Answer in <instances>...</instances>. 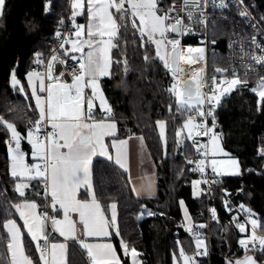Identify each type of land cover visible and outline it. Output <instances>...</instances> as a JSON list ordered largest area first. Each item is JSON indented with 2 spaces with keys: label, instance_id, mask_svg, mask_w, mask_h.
<instances>
[{
  "label": "snow or ice",
  "instance_id": "1",
  "mask_svg": "<svg viewBox=\"0 0 264 264\" xmlns=\"http://www.w3.org/2000/svg\"><path fill=\"white\" fill-rule=\"evenodd\" d=\"M162 2L163 0H73V18L83 15L86 10L88 23L87 25L74 23L75 32L73 35L76 39L64 38L59 46L64 49V56H69L70 52L80 53L79 56L71 55L69 57L74 62L69 72L71 82L61 80L64 73H60L58 76L53 75L55 63H66L53 50V55L47 65L46 78L49 81L47 84H45V74L40 72L27 74L32 98L35 100L34 111H38V118L34 121L33 127L26 129L27 136H23L13 123L0 116V130H6L10 134L9 138L4 140L8 146L10 174L14 180L17 177L20 178V182L16 183L14 190L23 197L25 195L24 189L29 187L26 181H40L42 179L45 195L51 196L53 211L59 214V210L56 209L57 204L59 209L63 210V222L55 216L50 219L54 229L66 239L69 234L75 233L77 227L76 222L69 218V213L79 214V223L82 225V231L86 237H108L110 228L116 222L115 204L111 205L113 209L111 222L106 220L100 212L101 205L97 202L91 179V165L93 156L97 154V148L100 149L101 155L107 156L108 160L113 159L104 143V137L115 136L116 123L113 109L108 104L103 92L99 90V80L101 77L110 75L109 69L112 63L109 55L110 50L118 47V43L114 41L119 36L120 29L126 27L128 22H131L132 28L139 34V46L145 49V62L151 63L154 60H159L163 68L171 75L172 83L166 91L170 97L174 98V101L169 104V112H172L174 103L177 114L187 117L182 128L176 131L177 147L183 144L184 139L191 141L196 153L201 157L197 160L189 159L187 161L188 164L195 163L196 165L190 171L199 172L203 175L206 165H210L216 176L241 174L238 161L231 158L220 147L221 134L215 132L217 127L215 111L222 103V98L226 93L231 94L232 91L237 90L238 85L247 86V73H245L244 79L236 76L235 72L231 79H218L217 76L213 75L211 86L207 84L202 75L203 68L185 73L181 67V62L191 65L198 59H203L204 49L189 47L187 52L181 51L180 40L170 37L168 34L183 36L191 34L193 29L184 23L183 17L172 15L176 10L174 3L165 11L160 6ZM208 2L209 0H183L181 11L186 12L187 19L193 22L198 13L199 22L205 23L201 5L206 6ZM212 2L215 4V0ZM5 3L6 0H0V15L3 14ZM239 3L243 5L244 0H239ZM215 6L225 8L228 5L224 3V0H220V3ZM47 7L46 5V10ZM109 9H115V12H110ZM238 11L241 17H250L246 6L242 10L238 9ZM137 20L139 24L136 23ZM261 20L264 21V17H261ZM121 21L124 23L122 24ZM60 23L63 24L64 21L61 20ZM56 36L61 38V33L58 31ZM253 43L256 44L257 48H260L261 55L253 56L252 59L256 64L264 66V46L257 43L255 37H253ZM65 45H70V49H65ZM149 45L155 46L154 56L148 51ZM191 53H200L201 55L196 57L190 55ZM41 56V53H36L35 62L37 64H43ZM124 63L126 65L127 61L125 60ZM77 64L79 65L78 71L76 70ZM215 71L223 74L227 69L216 68ZM182 75L189 76V79L181 82ZM36 80H39L38 89ZM11 83L13 87L19 83L15 70L11 73ZM221 85L226 86L221 88ZM205 87H208V92L203 91ZM86 89H90V94L86 92ZM20 91H24V89L21 88ZM250 91L259 97L258 105L264 102V77H261ZM42 93H46V96L41 95ZM97 100H99L102 113L99 120L95 118L94 111ZM205 104L209 105L207 110H205ZM207 117L212 118L211 126L206 123ZM157 125L161 129V138L165 139L164 122L157 121ZM48 127L51 128V131L45 132ZM185 130L187 135L182 139L181 134ZM195 137H209L211 149L209 150L207 145L200 143ZM23 139H26L31 146V156L35 161L32 164L25 163V153L21 150ZM126 144V140H113L112 142V148L116 150L115 163L124 168L125 171L127 168L122 161L121 149ZM218 155L229 158L217 160L215 157ZM260 155L264 156V149L260 150ZM209 156L213 158L208 159ZM219 182L214 177L211 179L212 184ZM202 183H209V179L193 181L194 189ZM81 187H85L86 191L89 192L92 197L91 202L76 198L77 191ZM224 192L226 195L228 194L227 190ZM227 204L228 202L225 201L226 207ZM180 205L184 208V201L181 200ZM26 206L33 209L37 207L34 202H29ZM14 207L24 221V229L27 230L32 241L36 242L35 247L39 253L40 264H49L48 246L50 241L43 227V221L49 217L44 213L40 216H33L30 221L21 211V204H16ZM142 208L149 216L156 214L148 211L144 206ZM239 210L247 214L252 235L239 241L245 251L244 258L234 262L229 261L228 264H260L257 259L247 253L258 251L264 255V235L257 234L258 230L264 231V223H258L251 210L243 204L239 206ZM210 211L215 219L216 210L210 209ZM139 218L137 217V219ZM185 219L187 223L184 227L193 237L195 250L189 254L180 241H177L179 254L173 255V264H181V262L182 264H198L196 257L208 254L205 240L200 233L194 231L191 225V217L188 216L186 209ZM233 222L236 223V227L241 233L246 232L245 225L239 223L236 217H233ZM199 227L206 226L201 224ZM3 229L9 238L7 248L12 256L11 264H35L25 254L21 228L17 226V223L9 219L3 224ZM116 235H120L118 228ZM40 240H43L44 243H39ZM79 243L82 248L88 250V255L92 258L93 264H123L111 243L89 244L84 241H79ZM120 248L126 257L131 255V264H140L137 258L141 254L135 247L130 248L128 242L123 238L120 240ZM51 249L52 264H56V250L60 249L63 252L65 245L51 244Z\"/></svg>",
  "mask_w": 264,
  "mask_h": 264
},
{
  "label": "trees",
  "instance_id": "2",
  "mask_svg": "<svg viewBox=\"0 0 264 264\" xmlns=\"http://www.w3.org/2000/svg\"><path fill=\"white\" fill-rule=\"evenodd\" d=\"M173 1L176 0H163L160 6L164 9ZM244 1L248 5L256 2L259 7L255 8L264 11L263 0ZM68 10L66 0H6L0 15V116L13 123L17 130L32 127L38 118L24 77L33 65L36 53H41L44 58L49 52L57 21ZM111 12L115 11L111 9ZM84 19L85 15L79 21ZM219 25L229 24L219 22L215 26ZM225 41L219 39L218 46L223 49ZM114 42L118 47L111 49L110 75L100 78L99 88L113 109L117 138L140 136L144 140L156 165L157 197L136 199L126 174L101 158H96L92 164L93 189L104 211L110 203L116 204L120 238L128 242L130 248H136L143 264H173V255L179 254L177 241L189 254L195 250L193 238L182 227L179 200L185 202L195 224L204 223L206 219L204 194L193 196L195 179L186 164L194 150L187 140L177 147L176 131L182 120L176 119L174 103L169 112V104L174 98L166 89L172 78L159 60L145 62V49L139 46L140 37L131 22L120 29ZM190 42L187 38L182 40L184 45ZM148 51L154 56V45H149ZM219 62L223 63V58ZM209 63L214 64L210 56ZM13 70L19 81L18 89L11 87ZM21 88L24 91H20ZM258 100L235 90L224 95L216 110L221 145L237 159L241 172L234 177H220L219 186L234 190L243 184L240 201L255 214L258 223H264V156L260 155V150L264 149V102L258 105ZM157 121L165 123V139L161 138ZM9 136L6 130H0V264H11L7 248L9 238L3 229V224L13 214L11 204L31 199L39 211L45 208L40 189L23 197L10 192L15 180L8 174V146L4 140ZM84 196L82 192L81 197ZM142 206L156 214L137 219L143 211ZM215 208L216 218L209 225L211 256L209 261L196 257L198 264H228L245 256V251L236 247L239 235L229 224L221 205L218 203ZM259 232L264 234V231ZM25 243L26 254L32 258L31 248ZM247 254L259 262L264 259L258 251ZM121 260L123 264H129L126 257L121 256ZM66 261L67 264H86L74 245L68 246Z\"/></svg>",
  "mask_w": 264,
  "mask_h": 264
},
{
  "label": "built area",
  "instance_id": "3",
  "mask_svg": "<svg viewBox=\"0 0 264 264\" xmlns=\"http://www.w3.org/2000/svg\"><path fill=\"white\" fill-rule=\"evenodd\" d=\"M68 5L71 6L73 0H66ZM174 3L175 5V11L172 13V15H179L184 18V23L191 26L193 31L191 34H186L183 36H175L173 33H169L168 35L170 37H175L180 40L181 43V51L183 49H188L189 47L193 48H203V59H198L195 63L191 64L190 66H187L186 64L181 63V67L184 68L185 73H191L192 71H197L201 68L204 69V72L202 73L204 79L207 81V84L211 86V78L213 75L217 76L218 79H231L233 77V73L235 72L236 76H238L241 79L245 78V73H247V80L248 84L245 87L244 85H238L237 90L242 91L244 93H248L252 96H256L253 92L250 91L251 88L255 87L257 82L260 80L261 77H264V66L258 65L255 63V61L252 59L253 56H259L261 55L260 48L256 47V44L253 43V37L256 38V42L259 43L261 46H264V21L261 20V17H264V11L262 12L261 9H256L255 7L258 5V3L253 2L251 5H248L245 1L244 4L241 5L239 3V0H224V3L228 6L225 8L216 7L215 5H218L220 3V0H215V4H213L212 0H209L208 4L201 5V11L204 13L203 19L205 20V23H200V16L197 13L196 14V20L189 21L187 19L186 12L181 11L183 0H176L171 2L169 5H167L164 10L167 11L168 7L172 6ZM264 6V0L262 2ZM247 7V10L250 13V17H241L239 15L238 9H243L244 7ZM259 7V5H258ZM63 20L64 23L61 24L60 21ZM219 22H227L231 26V33L229 39L225 41L223 49L220 48L217 44V40L213 39V33L212 29L215 27V25ZM73 18L71 19L69 15H67L64 18H61L57 21V28L55 31V40L54 44L50 47L51 51L46 54L44 58H41L43 60V64H37L34 60L33 65L31 66L29 72H40L45 74L47 73V65L48 61L53 55V50L57 51L60 49V44L62 43V40L64 38H70L73 35ZM61 33V38H57L56 33ZM189 39L191 42L188 45H183L182 40L183 39ZM171 46L169 45V48ZM211 54H221L223 55V63L220 62H214L213 65H210L209 63V56ZM201 54L197 53V57H199ZM63 60V59H62ZM64 62H57L54 65L53 68V75L58 76L60 73H64V76L61 77V80L71 82V75L69 74L72 65L71 61L63 60ZM216 68L220 69H227L226 72L223 74L216 73ZM76 70H79V65L77 64ZM170 75V74H169ZM171 76V75H170ZM189 76L182 75L181 79H187ZM46 82L49 81L46 78ZM226 85H221V88L225 87ZM203 91L208 92V87H205ZM224 97V96H223ZM223 99V98H222ZM205 110L209 107V105L205 104ZM218 108V107H217ZM217 110V109H216ZM102 113H99L98 115L95 114V116H98L101 118ZM215 117L217 121V127L215 128V132H217L219 128V122L218 117L216 115L215 111ZM96 118V117H95ZM187 117L182 115H177L176 119L182 120V125ZM206 123L208 126L212 125V118L207 117ZM51 131V128L48 127L45 129V132ZM200 143L205 144L208 146V149H211V144L209 143V137H195ZM192 144V142H191ZM193 147V146H192ZM194 154L193 156L189 157L191 160H197L201 157L198 156L196 153L195 148L193 147ZM210 156L208 157V159ZM186 161V164L190 169L195 168V163L188 164ZM190 173L196 177L197 180H202L204 178L209 179V183H202L203 190L206 195V210L207 215L206 219L203 225L206 227H203L204 233L199 231L198 226H193L194 231L201 234V236L205 239L206 247L208 254L206 256H198L202 260H208L210 256V244L208 241V233H209V225L213 218L212 213L210 209H215V201L218 200L221 203V207L223 209L224 214L228 217L229 221L233 223V226H236V223L233 222V217H236V220L239 223H242L245 225L246 232L239 234L238 238L236 239V247L238 249H241L244 251L242 246L240 245L239 241L241 239H244L247 236L252 235V229L250 223H248L247 214L244 213L242 210H239V206L242 204L240 201L241 196L243 195V184L236 190H227V195L225 194L224 190L226 189H218V183L212 184L211 179L214 177L216 180L219 181V177L216 176L212 170L210 169L209 165H206L205 173L202 175L199 172H193L190 171ZM242 189V191H240ZM225 201L228 202L227 207L225 206ZM230 209V210H229ZM46 213L49 219L44 220L43 222L49 227L48 238L49 241L56 239L58 237L57 233L54 231L52 225H51V215L49 213V207L48 205L45 206V208L39 212V216L41 214ZM190 237L192 235L187 232ZM258 235H264L257 231ZM193 238V237H192ZM41 244L44 243V241H40ZM257 247L259 245L257 244ZM249 248H251V245H249ZM255 252V251H250ZM82 259L86 264H89L88 256L80 252ZM260 264H264V259L260 261Z\"/></svg>",
  "mask_w": 264,
  "mask_h": 264
},
{
  "label": "crops",
  "instance_id": "4",
  "mask_svg": "<svg viewBox=\"0 0 264 264\" xmlns=\"http://www.w3.org/2000/svg\"><path fill=\"white\" fill-rule=\"evenodd\" d=\"M109 10L111 12V9H109ZM113 10L115 11V9H113ZM83 15H85V19H84L83 22L82 21L80 22L79 19H81ZM83 15L77 16L76 19H78V24L87 25L88 19H87L86 10H85ZM74 32H75V28L73 30V33ZM85 35H86V33H85ZM105 38H107V37H105ZM71 39L74 40V39H76V37L74 35H72ZM65 49H70V45H66ZM85 50H87V49H85ZM60 55L62 56V58H66V57H70L71 55L79 56L80 53H71L70 52L69 56H64L63 52H62ZM69 60H71V59L69 58ZM28 73L25 74L24 78H25V83H26V87H27L28 93L30 95V98L32 100V103H33V106H34V109H35V100L32 98V91H31V88L29 87L28 79H27V74ZM104 77H106V76H104ZM101 78H103V77H101ZM35 83H36V86H37V89H38L39 88V80H36ZM45 84H47L46 78H45ZM11 87L14 88V89H18L19 88V84H17L15 87H13L12 83H11ZM99 90H100V88H99ZM86 92H88L90 94V89H86ZM41 95L46 96V93H42ZM94 111H95L96 115L101 113L100 106H99V100L96 101V106H95ZM35 112H36L37 117H38V111H35ZM95 117H96L97 120L100 119L98 116H95ZM27 128H31V127H27ZM27 128H23V129H20L18 131L23 136L26 137L27 136V132H26ZM217 133H218V131H217ZM113 140H116V141L126 140L127 141V144L121 149L122 161L125 164V167L127 168V171H125L124 168H121L119 165H117L115 163L116 150L112 148ZM104 143L107 146V148L109 150V154L112 155L113 159L111 161L108 160L107 156L106 155H101L100 154V149L97 148V154L95 156H93V161L96 158H101V159H104V160L112 163L116 168H118L119 170L123 171L126 174V178H127L128 183H129L132 195L136 199H154V198H156L157 197L156 165L154 163V160H153L150 152L148 151V149L146 147V144H145L144 140L141 139L140 136H128L126 138H117V126H116V134H115V136H105L104 137ZM219 143H220V147H222L220 141H219ZM21 150L25 153V163L32 164V163L35 162L33 160L32 156H31V146L27 143L26 139H23L21 141ZM192 150H193V148H192ZM224 152H226V151L224 150ZM226 153H228V152H226ZM7 156H8V154H7ZM222 156H223V158L228 157V156H224V155H222ZM229 156L233 157L230 154H229ZM8 163L10 164L9 159H8ZM91 168H92V165H91ZM8 174H9V177L11 179H13L11 177L9 167H8ZM234 176H238V175H234ZM234 176L233 175H223V176H219V177H234ZM91 179H92V176H91ZM17 182H20V178L19 177H17L15 179V183L11 185L10 192L13 195L20 196L19 193H17L14 190L15 189V185H16ZM26 182L29 184V187L24 189V193H25L24 196L33 195V193L35 192L36 188L42 190L43 198L45 200V206L48 205L49 213H50L51 217L55 216L58 220L63 222L64 221L63 210L59 209V205L57 204L56 205V209L59 210V214H57L56 211H53V207H52V204H51V196L50 195H45V188H44L43 180L42 179L40 181L32 180V181H26ZM198 187H199V190H196V188L194 189V187H192L193 188V196H199V194L202 193L200 185ZM134 189H135V191H134ZM82 192H84V194H85L84 197H81V193ZM196 193H198V194H196ZM76 198L78 200H81V201L87 200L88 202H91V199H92L91 195L89 194L88 191H86L85 187H81V188L78 189ZM180 201L181 200H179V202H178V206H179L181 220H182V227L185 230L184 225H186V223H187V221L185 219V209L187 210V214H188L189 217H191V214H190L185 202H184V208H182L181 205H180ZM29 202H34V201H32L31 199H26V200L20 201L18 203H12L11 204V211H12L13 214L7 220H9V219L14 220L17 223V226L21 228V237H22L23 243L25 245L26 244L25 242H27L29 244V247L31 248V250H30V253L32 255L31 259L35 262V264H40L39 253L36 251V247H35L36 242L32 241L31 236H29L28 233H27V230L24 229V227H23L24 221L21 218L20 214L16 211V208L14 207V205H16V204H21L22 205L21 211H23L25 216L28 217L29 220L31 221L33 216H39V212L40 211L38 210V206L36 208H34V209L27 207L26 204L29 203ZM112 204H115V203L114 202L110 203L108 205L106 211H104L102 206L100 208V212L103 214L104 218L106 220H108L109 222H111V220H112V213H113V209L111 208ZM115 213H116V218H115L116 222H115V225H113L110 228V230H109L110 231V235L108 237H95V236L86 237L84 235L83 231H82V225L79 223V214L78 213H69V218L76 222L77 227H76L75 233L74 234H69L67 239L65 238V236H61L60 233L54 229V227H53V225L51 223V225H52L54 231L57 233L58 237L56 239L51 240L50 243H49V246H48L49 247V256H48L49 264H52V260H51V252H52L51 244H64L65 245V250L63 252L60 249L56 250V264H67L66 252H67L68 246H70V245L71 246L74 245L75 247H77L80 250V252L85 253L88 256V259H89L88 263L89 264H93L92 258L89 257V255H88V250L86 248H82L80 243H79V241H84V242L89 243V244L111 243L113 245V247L115 248V250L117 252V255L120 257V259H121V256L126 257L124 255L122 249L120 248V240H121L120 235L119 236L116 235V230L118 228L117 206L115 208ZM201 224H204V223H201ZM201 224H195L193 222V220H192V217H191V225H192V227L193 226H198L199 227V225H201ZM43 227H44V231L46 233H48L49 232V227L44 222H43ZM199 231L204 233L203 228L199 227ZM185 232H187V231L185 230ZM239 234H242V233L239 231ZM208 236H209L208 241H209V244H210V233H208ZM40 241H42V240H40ZM40 241H39V243H40ZM116 241L118 243H116ZM194 246H195V243H194ZM9 254H10V260L12 261L11 253L9 252ZM25 254H26V249H25ZM28 257H30V256H28ZM126 258L128 259L129 264H131V255L129 254V256H127ZM137 259L139 260L140 264H143L139 256H138ZM181 264H182V262H181Z\"/></svg>",
  "mask_w": 264,
  "mask_h": 264
},
{
  "label": "rangeland",
  "instance_id": "5",
  "mask_svg": "<svg viewBox=\"0 0 264 264\" xmlns=\"http://www.w3.org/2000/svg\"><path fill=\"white\" fill-rule=\"evenodd\" d=\"M110 11V10H109ZM162 14V13H161ZM71 16H72V4H71ZM80 16V15H79ZM77 17V16H76ZM76 17L75 18H73V16H72V18H73V24L75 23V24H78V19H76ZM136 23L137 24H139V21L137 20L136 21ZM231 26L230 25H219V27H214L213 29H212V33H213V39L214 40H219V39H225V40H227V39H229V37H230V33H231ZM105 39H107V38H105ZM155 47V46H154ZM109 55H110V57H111V50H110V53H109ZM220 55L219 54H211L210 55V60H212L213 59V62H219L222 58H223V55H221V58L219 57ZM214 57V58H213ZM212 58V59H211ZM211 62V61H210ZM184 69V68H183ZM185 70V69H184ZM161 122H164V121H161ZM182 126L183 125H181L179 128H182ZM159 128V127H158ZM159 131H160V133H161V129L159 128ZM163 131H164V133H165V123H164V129H163ZM186 135H187V132H186V130L184 131V132H182V134H181V137H182V139L184 138V137H186ZM184 140H186V139H184ZM188 141V140H187ZM189 143H191V141H188ZM213 158V157H212ZM211 158V156H210V158L209 159H212ZM229 157H225V158H223V156L222 155H218V156H216L215 157V159H217V160H227ZM231 158H234V157H231ZM234 159H236V158H234ZM210 166V165H209ZM210 169H211V166H210ZM234 176V175H233ZM196 190H199V187H197L196 188ZM254 214V213H253ZM145 216H147V214L144 212V211H142V213H141V215H140V218H143V217H145ZM254 218H256V216H255V214H254ZM257 219V218H256ZM229 224L236 230V233H238V235H239V229L236 227V226H233V223L232 222H230L229 221Z\"/></svg>",
  "mask_w": 264,
  "mask_h": 264
},
{
  "label": "bare ground",
  "instance_id": "6",
  "mask_svg": "<svg viewBox=\"0 0 264 264\" xmlns=\"http://www.w3.org/2000/svg\"><path fill=\"white\" fill-rule=\"evenodd\" d=\"M73 3V2H72ZM68 7H69V10H68V13L64 16V17H66L67 15H69L70 16V18L72 19V16H71V6L70 5H68ZM64 17H62V18H64ZM61 19V18H60ZM59 20V19H58ZM54 36H55V33H54V35H53V39L55 40V38H54ZM72 37V36H71ZM71 37H70V39H71ZM54 44V43H53ZM52 44V45H53ZM51 45V46H52ZM184 45V44H183ZM66 46V45H65ZM50 51H51V49H50ZM64 51V49H59L58 50V52L57 51H55L57 54H61L62 52ZM182 51H187L186 49H183ZM61 56V55H60ZM62 57V56H61ZM63 60H68L69 62L71 61V65H73V61L72 60H69V57H66V58H62ZM181 63H183V64H186L187 66H190L189 64H187V63H184V62H181ZM184 80H186V79H184ZM184 80H182L181 79V81H184ZM188 167V166H187ZM188 172H189V174H191L190 173V171H189V168H188ZM192 175V174H191ZM193 176V175H192ZM194 177V179H195V181L197 180L196 179V177L195 176H193ZM219 177V176H218ZM220 178V177H219ZM200 187H201V190H202V193L204 194V198H205V206H206V195H205V192H204V190H203V186H202V184L200 185ZM218 189H226V190H232V189H228V188H222V187H220L219 186V183H218ZM238 189V188H237ZM237 189H234V191H236ZM220 204L221 205V203L218 201V200H216L215 201V206L217 205V204ZM206 215H207V210H206ZM213 219V218H212ZM229 220V219H228ZM210 256H211V253H210ZM210 256H209V259H210ZM209 259L207 260V261H209Z\"/></svg>",
  "mask_w": 264,
  "mask_h": 264
},
{
  "label": "water",
  "instance_id": "7",
  "mask_svg": "<svg viewBox=\"0 0 264 264\" xmlns=\"http://www.w3.org/2000/svg\"><path fill=\"white\" fill-rule=\"evenodd\" d=\"M175 35V34H174ZM184 52H187V51H184ZM190 55H192V56H196L197 57V53H191ZM187 79H189V78H187ZM186 79V80H187ZM181 82H183V81H181ZM234 262V261H233Z\"/></svg>",
  "mask_w": 264,
  "mask_h": 264
}]
</instances>
